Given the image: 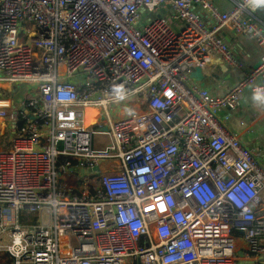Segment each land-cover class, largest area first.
Segmentation results:
<instances>
[{"label": "built area", "instance_id": "1", "mask_svg": "<svg viewBox=\"0 0 264 264\" xmlns=\"http://www.w3.org/2000/svg\"><path fill=\"white\" fill-rule=\"evenodd\" d=\"M256 6L0 0V119L13 133L0 152V251L15 264H264V165L210 123L244 88L264 95V55L220 97L190 77L212 58L240 66L222 29L264 49L262 24L245 16ZM20 82L35 96L16 104ZM92 134L110 144L91 149ZM74 159L122 168L93 174L95 197L68 194L58 183ZM19 212L37 222L19 225Z\"/></svg>", "mask_w": 264, "mask_h": 264}, {"label": "crops", "instance_id": "2", "mask_svg": "<svg viewBox=\"0 0 264 264\" xmlns=\"http://www.w3.org/2000/svg\"><path fill=\"white\" fill-rule=\"evenodd\" d=\"M212 3L221 12L228 10L232 5L230 0H212ZM196 9L205 21H209L210 16L207 9L202 7ZM168 11L169 9L162 10L160 14L168 18ZM255 15L264 29V6H259ZM217 36L226 42L232 56L240 66L234 69L229 68L222 64L219 65L216 59L212 58L210 59L211 69L203 70L201 73L203 78L198 83L203 86H214L218 94H223L240 80L243 69L258 63L264 55V49L254 39L227 29L220 30ZM253 95L249 89H246L236 109L229 112L222 111L229 114L227 122L232 130L244 140L249 139L253 144L260 145L264 142V96L260 100H254ZM12 139L10 119H0V152L11 147Z\"/></svg>", "mask_w": 264, "mask_h": 264}, {"label": "bare ground", "instance_id": "3", "mask_svg": "<svg viewBox=\"0 0 264 264\" xmlns=\"http://www.w3.org/2000/svg\"><path fill=\"white\" fill-rule=\"evenodd\" d=\"M232 2V6H234L237 2H239L240 0H230ZM259 6H256L253 10H250L248 13L245 14L246 18H249L253 21H258V18L255 15V11ZM7 85V84H6ZM6 85H0V89L1 87H6ZM232 87H230L228 90H226V92H224L223 94H218L216 89H215V95L220 97L223 96L224 94H226ZM14 89L16 90V87H14ZM246 89H249L253 94H255L249 87L244 88L243 92H242V97L241 99L238 101V103L234 106V107H230V106H225V107H220L217 110V116L213 117V120L210 121V123L212 124V126L214 125H220V123L223 124V127L225 128V130L227 132H229L231 135H233L234 137H236L238 139V141L244 145L245 147L249 148L251 150L252 153V157L253 160L257 163V165H264V142L261 143L260 145H255L252 143L251 140H244L243 138L240 137V135L235 132L234 130H232L229 125H228V116L229 114L226 113V111H230V110H234L237 108V106L240 104V102L243 99V93ZM264 95H261V97ZM28 100V99H26ZM131 101H133L134 99H130ZM109 105L112 104H108L106 106L107 111L109 112V114L112 115L111 110L109 109ZM196 109L199 110V108L197 106H195ZM116 107L113 109V112H115ZM222 110H226L225 112H223ZM117 115V114H116ZM115 115V116H116ZM220 118L222 120H220ZM121 133L119 132L118 135H120ZM108 144H110V140L108 139V142L106 144H104L103 147L101 148H95L92 145V136H91V142H90V146L91 149L93 150H99V149H103L105 148ZM129 165H133L136 164L133 162V160L128 162ZM94 167H97V170H93ZM122 165L120 160L118 159H104V160H100L98 163L93 164V165H81L80 162L77 159H74L73 162H71L69 165H67L65 167V172L68 173H74V177L72 178V181L70 182H65L62 183L60 182V184L58 183V186L61 187L62 189L65 190L66 193L68 194H76V195H87L90 197H95L99 191H100V182H99V177L93 175L95 172H101L106 173V172H112V171H121ZM89 170L87 172H82L83 170ZM59 213H56L55 216H58ZM11 264H15V260L10 258Z\"/></svg>", "mask_w": 264, "mask_h": 264}, {"label": "rangeland", "instance_id": "4", "mask_svg": "<svg viewBox=\"0 0 264 264\" xmlns=\"http://www.w3.org/2000/svg\"><path fill=\"white\" fill-rule=\"evenodd\" d=\"M154 16H158V11L156 9L152 12ZM210 65V63H209ZM32 88H34V85L32 83H27V82H20L18 85H16V90L14 93V101L16 104H18L21 100L23 99H31L35 96V93L32 92ZM6 91H8V88L5 87ZM117 106V104H112L109 105V109L111 110L112 117H115L117 113L113 112V109ZM119 107H125L126 108V101H120L118 103ZM127 111H129V108L127 107ZM108 142V138L106 135L102 134H92V145L95 148H101ZM8 145V142H6ZM7 148V147H6ZM5 149V148H1ZM74 173H68L65 172L63 173V177L66 179L67 182L72 181V178L74 177ZM32 214V213H31Z\"/></svg>", "mask_w": 264, "mask_h": 264}, {"label": "trees", "instance_id": "5", "mask_svg": "<svg viewBox=\"0 0 264 264\" xmlns=\"http://www.w3.org/2000/svg\"><path fill=\"white\" fill-rule=\"evenodd\" d=\"M62 160H64V158H60L59 161H62ZM36 222H37L36 214H31V213H26V212L18 213V224L19 225L24 226L25 224H35ZM0 264H11L10 257L5 252H1V251H0Z\"/></svg>", "mask_w": 264, "mask_h": 264}, {"label": "water", "instance_id": "6", "mask_svg": "<svg viewBox=\"0 0 264 264\" xmlns=\"http://www.w3.org/2000/svg\"><path fill=\"white\" fill-rule=\"evenodd\" d=\"M190 77L193 80L197 81V82H200L202 80V78H203L199 68H197V67L194 68V70L190 73ZM97 169H98L97 167H94L93 170H97ZM87 171H89V170L88 169L87 170H83L82 172H87Z\"/></svg>", "mask_w": 264, "mask_h": 264}, {"label": "clouds", "instance_id": "7", "mask_svg": "<svg viewBox=\"0 0 264 264\" xmlns=\"http://www.w3.org/2000/svg\"><path fill=\"white\" fill-rule=\"evenodd\" d=\"M252 2L257 6H264V0H252ZM262 97L259 93L253 95L254 100H260Z\"/></svg>", "mask_w": 264, "mask_h": 264}]
</instances>
